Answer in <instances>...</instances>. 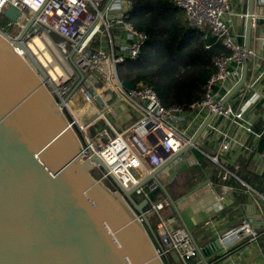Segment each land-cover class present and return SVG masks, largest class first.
Segmentation results:
<instances>
[{
  "label": "built area",
  "instance_id": "1",
  "mask_svg": "<svg viewBox=\"0 0 264 264\" xmlns=\"http://www.w3.org/2000/svg\"><path fill=\"white\" fill-rule=\"evenodd\" d=\"M170 1L184 11L189 27L209 31L228 51V55L213 60L215 72L206 83L205 97L189 108L165 107L148 85L139 83L132 90L123 86L118 67L136 62L148 42L147 35L136 30L127 20L134 9L130 0H0V33L8 41L12 44L17 41L32 22L23 38L28 48L36 35L45 34L69 65V58L73 56L75 64L85 73L83 84L66 101L80 80L70 65L72 73L66 80L74 76L75 82L71 85L52 82L56 98L63 102L62 111L82 142V161H91L93 171L100 173L101 180H106L111 173L127 188L136 186L160 167L166 160L165 154L172 155L184 147L193 146L191 139L206 116L228 119L243 126L248 133H254L247 116L259 101V97L252 93L260 75H248L250 78L247 77L243 87L223 103L240 82L244 65L248 64L249 73V63L257 57L255 50L235 41L232 23L227 18L236 15L247 19V15L234 13L231 0ZM256 1L264 6V0ZM9 8L19 12L17 20L6 16ZM52 35L59 36L60 41L53 40ZM16 50L24 55L23 51ZM78 91L81 98L76 95ZM118 102H125L137 114V121L121 125L120 131L112 115ZM77 105L83 106L82 112L76 110ZM187 114L190 117L184 122ZM229 150V143L222 145L221 152ZM95 156L104 161L109 173L92 161ZM213 159L218 161V157ZM234 169L237 171L239 167ZM235 171L224 168L223 179L235 177ZM158 189L157 184L151 183L136 191L148 201L145 214L158 223L156 231L163 249L157 248V254L160 258L173 255L178 263L189 264L198 253L184 228L169 229L174 218L166 219L162 212L171 206L167 200L158 201L153 197ZM262 235L264 230L260 231L244 220L238 228L225 233L220 241L224 246L243 240L254 243Z\"/></svg>",
  "mask_w": 264,
  "mask_h": 264
},
{
  "label": "water",
  "instance_id": "2",
  "mask_svg": "<svg viewBox=\"0 0 264 264\" xmlns=\"http://www.w3.org/2000/svg\"><path fill=\"white\" fill-rule=\"evenodd\" d=\"M254 6L255 0H248L247 47ZM6 16L17 20L19 12L9 8ZM31 25L13 44L0 33V264H172L169 255L160 258L157 254V248L163 249L159 232L145 214L148 201L136 194L151 183L164 193L203 263L210 264L208 258L222 249L221 242L200 247L161 179L192 147H184L169 159L165 154V162L131 188L95 156L92 161L109 173L106 181L113 189L96 179L91 161H82V142L62 111L54 84L23 43ZM69 63L80 80L66 101L86 78L73 56ZM247 77L245 64L240 82L223 103L243 87ZM123 86L135 87L130 82ZM211 120L193 137V146Z\"/></svg>",
  "mask_w": 264,
  "mask_h": 264
},
{
  "label": "crops",
  "instance_id": "3",
  "mask_svg": "<svg viewBox=\"0 0 264 264\" xmlns=\"http://www.w3.org/2000/svg\"><path fill=\"white\" fill-rule=\"evenodd\" d=\"M231 3L234 13L248 14V0H231ZM260 7L264 6L255 0V27L249 46L257 57L250 61L248 75H260L252 93L259 101L247 116L254 133H248L243 126L228 119L214 118L196 145L191 146L187 157L174 162L161 175L200 247L220 241L225 233L238 228L244 220L258 230H264V15L259 12ZM227 18L232 23L235 41L247 47V19L236 15ZM116 105L112 115L118 131L121 125L137 121L136 112L125 102ZM189 117L190 114L185 115L184 122ZM209 117L212 116H206L202 125ZM226 143L230 144V150L223 153L221 147ZM174 154L168 155L167 159ZM215 157L218 161L213 159ZM236 166L239 167L237 171ZM224 168L235 171V177L224 180ZM154 196L158 201L167 200L162 191ZM138 199L143 198L138 196ZM162 214L166 219L174 218L170 230L183 228L172 206ZM169 256L175 259L173 255ZM208 260L210 264H264V235L254 243L248 240L231 242ZM192 261L204 264L199 255Z\"/></svg>",
  "mask_w": 264,
  "mask_h": 264
},
{
  "label": "trees",
  "instance_id": "4",
  "mask_svg": "<svg viewBox=\"0 0 264 264\" xmlns=\"http://www.w3.org/2000/svg\"><path fill=\"white\" fill-rule=\"evenodd\" d=\"M130 1L134 9L127 20L147 35L148 42L136 62L118 67L120 80L152 87L165 107L189 108L202 101L215 72L213 60L228 51L209 31L189 27L184 11L170 0ZM152 224L157 230V221Z\"/></svg>",
  "mask_w": 264,
  "mask_h": 264
},
{
  "label": "rangeland",
  "instance_id": "5",
  "mask_svg": "<svg viewBox=\"0 0 264 264\" xmlns=\"http://www.w3.org/2000/svg\"><path fill=\"white\" fill-rule=\"evenodd\" d=\"M259 12L262 15H264V7H260ZM59 41H60V39H58L57 42H59ZM41 42L44 43L43 40H41ZM31 45L36 50V55L37 56H35V57L38 59V61H39L40 64L42 63L41 65L45 69L46 73L50 75L49 76L50 79L52 78L53 80L55 79L54 81H59V82H62L63 78L66 79V76L68 75L69 69H71L70 66L67 65V63L60 62L59 58L56 55H54L52 53H49L44 46H43L44 49L42 51H40L39 50L40 46L37 47V44L36 43L31 42L30 43V46ZM73 82H75V77L74 76H71L70 77V80L68 79V80H66V81H64L62 83H66V85L67 84L71 85ZM76 95H80V98L82 96L79 91L76 93ZM83 109L84 108H83L82 105H77L76 106V110H78V111H81L82 112ZM84 117L85 116H82L81 118H84ZM92 175L94 177H96V179H100V177H101L100 173L97 170L93 171L92 172ZM104 183L110 189H113L112 184L110 182L104 180ZM151 220H154V219L151 218ZM162 233H163V231L161 230L160 231V234H162ZM171 262H172V264H180V263L176 262L173 257L171 258ZM189 264H194V263H193V261H190Z\"/></svg>",
  "mask_w": 264,
  "mask_h": 264
},
{
  "label": "bare ground",
  "instance_id": "6",
  "mask_svg": "<svg viewBox=\"0 0 264 264\" xmlns=\"http://www.w3.org/2000/svg\"><path fill=\"white\" fill-rule=\"evenodd\" d=\"M41 40H43L44 43H42ZM31 42L36 43V44H37V47L40 46V48H39L40 51H42V50L44 49V47H45L46 50H47L49 53H52V54L56 55V56L59 58L60 62H62V63H67L65 57H63V56L61 55V53L59 52V50H58V48L56 47V45H55V44L52 42V40H51L48 36H46L45 34H39V35H36V36L32 39ZM31 42H30V43H31ZM30 43L28 44V45H29V49H30V51L33 53L34 56H37V55H36V50L32 47V45L30 46ZM43 46H44V47H43ZM35 58H36V57H35ZM36 59H37V58H36ZM37 60H38V59H37ZM41 64H42V63H41ZM67 65H69V64L67 63ZM65 66H66V65H65ZM69 66H70V65H69ZM70 68H71V67H70ZM71 73H72V69H69V72H68V75L66 76V79L71 75ZM48 76H50V75L48 74ZM49 78H50V77H49ZM66 79L63 78L62 82L65 81ZM50 80L52 81L53 79L51 78ZM54 80H55V79H54ZM54 80H53L52 82H54V83H61V82H59V81H54Z\"/></svg>",
  "mask_w": 264,
  "mask_h": 264
}]
</instances>
